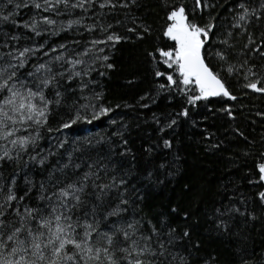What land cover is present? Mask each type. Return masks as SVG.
<instances>
[{
  "label": "trees",
  "instance_id": "16d2710c",
  "mask_svg": "<svg viewBox=\"0 0 264 264\" xmlns=\"http://www.w3.org/2000/svg\"><path fill=\"white\" fill-rule=\"evenodd\" d=\"M178 8L210 27L228 96L197 99L162 55ZM0 69L45 110L9 124L23 146L0 137L5 225L59 215L144 264H264V0H0Z\"/></svg>",
  "mask_w": 264,
  "mask_h": 264
},
{
  "label": "snow or ice",
  "instance_id": "6c2138e0",
  "mask_svg": "<svg viewBox=\"0 0 264 264\" xmlns=\"http://www.w3.org/2000/svg\"><path fill=\"white\" fill-rule=\"evenodd\" d=\"M75 6L74 4L73 7ZM36 7H40V5L37 4ZM245 15H241L240 20H244ZM3 18L7 19L8 17ZM168 18L174 23L168 28L165 35L175 42L176 47L174 53L163 52L162 55L171 59L172 64L176 65L180 76L183 77L182 82L187 85L193 79L195 80V84L201 93V97H197V99L216 96L221 93L228 96L224 84L209 70L201 57L204 41L200 37L202 35L206 37L210 27L205 30L195 24L185 23L183 8L179 11H173ZM109 39L111 40L113 37H109ZM20 55L23 56L24 53H20ZM173 55L174 59H172ZM172 64H169V67ZM10 67H15V65ZM40 67L43 68L44 65ZM109 67L111 66L109 65ZM3 73L4 70L0 69V79H3ZM76 75H80V73H76ZM157 75H161V73L158 72ZM14 76L15 73L13 72L7 79L3 80V83H0V92L11 93L7 97L0 96V133L3 134L4 139L14 135L12 130H8L9 124L25 123L32 121L34 116H44L45 114L44 109L37 111L36 105L32 103L37 95H40V99L43 101V95L32 91H28L27 94L20 92L14 84L8 83ZM167 79L170 83H175L171 75ZM161 86L163 87V85ZM251 87L255 89L256 85L253 84ZM105 112V109H101V114ZM68 126L65 125V127ZM17 142L23 146L26 140L11 141L13 144ZM165 143L167 144V142ZM260 171L264 173V165L261 166ZM69 187L72 186L69 185ZM60 195L66 197L68 193L61 192ZM261 195L264 196V193ZM15 199L16 197L12 194L7 197L8 202ZM76 199L79 198L76 197ZM0 208H3V205H0ZM3 215L4 213L0 211V217ZM17 215L21 214L17 211ZM26 215L35 219L32 209H26ZM60 221L61 216L59 215L55 216L54 220L41 218L38 226H36L29 225L22 216L19 226H13L11 224L5 225L4 221L0 219V264H93V262L105 264V261L107 264H121V260H126L127 264H144L143 260L138 258L143 255V249L134 251L127 246H122L118 250L124 255L117 257L114 255L117 249L112 246L113 240L110 235L106 236L107 247L96 246V242L90 240L92 232L87 230L83 234L77 232L76 227L79 225L74 226L71 223V217H67L65 223ZM6 227L8 231H5ZM90 227V225L86 226V228ZM185 234L187 235V233ZM124 238L125 240L130 239L126 231ZM129 256H132L133 259L128 260L127 257Z\"/></svg>",
  "mask_w": 264,
  "mask_h": 264
},
{
  "label": "rangeland",
  "instance_id": "374dc122",
  "mask_svg": "<svg viewBox=\"0 0 264 264\" xmlns=\"http://www.w3.org/2000/svg\"><path fill=\"white\" fill-rule=\"evenodd\" d=\"M179 9H181V8H178V9H176V10H174V11H179ZM171 15V14H170ZM184 17H185V15H184ZM174 23V21H172V20H170V25H169V27L172 25ZM185 23H186V20H185ZM168 27V28H169ZM168 37V36H167ZM169 38V37H168ZM200 39L203 41V38H202V36L200 37ZM15 88L16 89H18L20 92H23V93H25V94H27L28 93V90H25V89H23V88H20V87H17V86H15ZM33 92V91H32ZM11 95V93L8 95V96H10ZM41 102H42V100H40V98H38V96H36L33 100H32V103L34 104V105H36V110L37 111H39L40 109H42V106H41ZM35 117H39L38 115L37 116H34V118ZM27 122V121H26ZM17 124H20V123H17ZM9 130H12L10 127H9ZM13 131V130H12ZM14 136V135H13ZM13 136H10V137H8L7 139H4L3 138V134L1 133V140H2V142H4V141H9L10 139H11V141L12 140H15V139H13Z\"/></svg>",
  "mask_w": 264,
  "mask_h": 264
},
{
  "label": "water",
  "instance_id": "95a60500",
  "mask_svg": "<svg viewBox=\"0 0 264 264\" xmlns=\"http://www.w3.org/2000/svg\"><path fill=\"white\" fill-rule=\"evenodd\" d=\"M201 50H202V48H201ZM201 57H202V53H201ZM202 59H203V57H202ZM204 61V60H203ZM205 63V62H204ZM206 65V64H205ZM210 70V69H209ZM211 71V70H210ZM222 83V82H221ZM226 90V89H225ZM216 96H225V95H223V93H221L220 95H216Z\"/></svg>",
  "mask_w": 264,
  "mask_h": 264
}]
</instances>
